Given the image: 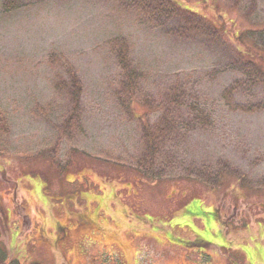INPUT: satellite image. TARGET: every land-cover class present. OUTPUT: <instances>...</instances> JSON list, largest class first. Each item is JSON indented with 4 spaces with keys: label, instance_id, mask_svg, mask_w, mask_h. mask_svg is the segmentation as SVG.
<instances>
[{
    "label": "rangeland",
    "instance_id": "obj_1",
    "mask_svg": "<svg viewBox=\"0 0 264 264\" xmlns=\"http://www.w3.org/2000/svg\"><path fill=\"white\" fill-rule=\"evenodd\" d=\"M174 1L225 30L224 43L170 36L140 24L115 0H26L8 13L0 8V109L10 127L8 155L0 156V245L8 258L115 264L119 251L126 264H264V110L234 107L263 91L221 95L240 77L226 69L223 45L238 46L239 32L264 28V0H253L250 11L245 0ZM117 35L129 42L154 110L133 102L125 113L115 101L120 71L107 40ZM63 61L82 86L81 129L72 137L57 132L69 108L53 87ZM174 84L210 118L186 136L184 159L221 158L251 187L152 181L132 168L141 150L139 118L153 123ZM83 212L93 217V232L75 226Z\"/></svg>",
    "mask_w": 264,
    "mask_h": 264
},
{
    "label": "trees",
    "instance_id": "obj_2",
    "mask_svg": "<svg viewBox=\"0 0 264 264\" xmlns=\"http://www.w3.org/2000/svg\"><path fill=\"white\" fill-rule=\"evenodd\" d=\"M125 10L133 13L140 24L151 28H163L166 34L189 40L194 36L223 42L225 30L196 12L180 6L174 0H115ZM200 4L206 0H194ZM242 0H233L237 6ZM249 11L253 0H245ZM26 0H1L0 8L8 13L25 6ZM238 46L224 44L230 54L226 69L236 71L239 78L234 79L223 88L221 95L230 97L234 94L251 95L261 87L263 97L255 102L234 103V107L243 112L264 110V70L254 59L259 58L264 64V28L247 29L236 35ZM107 45L120 71L117 88L113 92L118 106L130 113L133 102L154 110L155 102L142 88L143 74L131 57L128 40L117 35L107 40ZM59 61V60H58ZM63 75L54 82L55 90L65 94L68 111L57 127L59 136H74L81 129V94L82 86L73 66L60 62ZM181 94L185 90L171 85L164 95V107L157 119L150 123L139 118L141 150L133 160L132 168L143 178L156 180L163 177H181L192 179L210 188H220L237 182L241 187H251V182L244 173L219 158L215 162H187L179 148L186 136L193 130L208 124L210 118L206 111L195 102L187 103ZM186 95V94H185ZM9 121L5 111L0 109V156L8 155ZM56 161V148L52 154ZM259 185H264V177ZM0 264H21L15 257L8 258L5 249L0 245Z\"/></svg>",
    "mask_w": 264,
    "mask_h": 264
},
{
    "label": "flooded vegetation",
    "instance_id": "obj_3",
    "mask_svg": "<svg viewBox=\"0 0 264 264\" xmlns=\"http://www.w3.org/2000/svg\"><path fill=\"white\" fill-rule=\"evenodd\" d=\"M78 215V216H77ZM75 216V226H79L80 228H85V232H93V231H89L90 228L93 227L94 224V220L93 217L91 216L90 213H81V214H77ZM123 256L121 255V252L118 251L117 257L115 258V264H126V262L123 260L122 258Z\"/></svg>",
    "mask_w": 264,
    "mask_h": 264
}]
</instances>
